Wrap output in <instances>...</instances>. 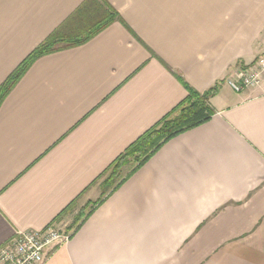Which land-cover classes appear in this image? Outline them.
Returning <instances> with one entry per match:
<instances>
[{
	"label": "crops",
	"instance_id": "obj_1",
	"mask_svg": "<svg viewBox=\"0 0 264 264\" xmlns=\"http://www.w3.org/2000/svg\"><path fill=\"white\" fill-rule=\"evenodd\" d=\"M87 1L0 0V87L54 32L84 38L97 12L117 17L37 59L1 104L0 247L53 225L70 238L43 264H264V80L224 84L264 55V0H93L75 14ZM183 84L217 88L213 116L68 232L74 210L62 211L103 198L95 180L186 97Z\"/></svg>",
	"mask_w": 264,
	"mask_h": 264
},
{
	"label": "trees",
	"instance_id": "obj_2",
	"mask_svg": "<svg viewBox=\"0 0 264 264\" xmlns=\"http://www.w3.org/2000/svg\"><path fill=\"white\" fill-rule=\"evenodd\" d=\"M87 1L75 14H80L87 9L90 2ZM110 12L100 13L93 17L94 23L91 30L84 38L67 39L54 32L39 47H37L7 78L0 87V106L4 99L19 82L29 67L39 58L55 53L66 47H73L83 44L97 33L111 25L116 19V13L109 7ZM112 10V12H111ZM184 85V84H183ZM187 92L186 97L165 117L158 121L153 127L146 130L125 151L120 154L103 173L95 180V183L102 179L100 184L102 197L95 203H87L74 216L68 232L76 231L83 222L92 214L105 199L116 191L135 171L144 165L149 158L156 153L165 143L175 136L198 127L207 122L214 114L210 105V99L217 93V88H211L203 93H198L184 85ZM130 167L128 173L121 177V170ZM76 201H73L60 216L67 215L73 211ZM88 210V212H87ZM87 212V213H86ZM60 217H58L59 220Z\"/></svg>",
	"mask_w": 264,
	"mask_h": 264
},
{
	"label": "built area",
	"instance_id": "obj_3",
	"mask_svg": "<svg viewBox=\"0 0 264 264\" xmlns=\"http://www.w3.org/2000/svg\"><path fill=\"white\" fill-rule=\"evenodd\" d=\"M264 80V55L245 66L231 68L224 78L234 93L258 89ZM70 235L58 226L43 230L17 231L0 247V264H43L55 248L68 242Z\"/></svg>",
	"mask_w": 264,
	"mask_h": 264
},
{
	"label": "rangeland",
	"instance_id": "obj_4",
	"mask_svg": "<svg viewBox=\"0 0 264 264\" xmlns=\"http://www.w3.org/2000/svg\"><path fill=\"white\" fill-rule=\"evenodd\" d=\"M129 169H130L129 166L123 168V169L121 170V177H122L124 174L128 173V170H129ZM101 181H102V179H100L99 181L96 182V184H94V185L97 186V188H99V189H100ZM100 190H101V189H100ZM84 201H85V197H84V198H81L80 201H77V202H76V208L73 209V210H74L73 216L77 214L78 210H79L80 207L83 205ZM71 217H72V216H71ZM72 218H73V217H72ZM70 220H71V218H70Z\"/></svg>",
	"mask_w": 264,
	"mask_h": 264
}]
</instances>
